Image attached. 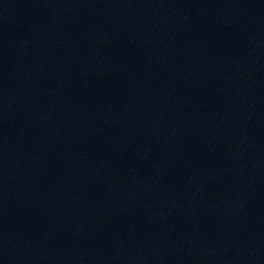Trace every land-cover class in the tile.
I'll use <instances>...</instances> for the list:
<instances>
[{
	"label": "water",
	"instance_id": "obj_1",
	"mask_svg": "<svg viewBox=\"0 0 264 264\" xmlns=\"http://www.w3.org/2000/svg\"><path fill=\"white\" fill-rule=\"evenodd\" d=\"M0 264H264V0H0Z\"/></svg>",
	"mask_w": 264,
	"mask_h": 264
}]
</instances>
